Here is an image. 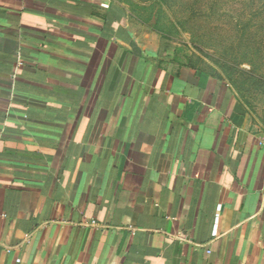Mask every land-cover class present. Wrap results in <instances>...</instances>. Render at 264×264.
<instances>
[{"label":"crops","instance_id":"obj_1","mask_svg":"<svg viewBox=\"0 0 264 264\" xmlns=\"http://www.w3.org/2000/svg\"><path fill=\"white\" fill-rule=\"evenodd\" d=\"M0 264H264V126L125 0H0Z\"/></svg>","mask_w":264,"mask_h":264},{"label":"rangeland","instance_id":"obj_2","mask_svg":"<svg viewBox=\"0 0 264 264\" xmlns=\"http://www.w3.org/2000/svg\"><path fill=\"white\" fill-rule=\"evenodd\" d=\"M136 18L189 48L264 126V0H125Z\"/></svg>","mask_w":264,"mask_h":264},{"label":"built area","instance_id":"obj_3","mask_svg":"<svg viewBox=\"0 0 264 264\" xmlns=\"http://www.w3.org/2000/svg\"><path fill=\"white\" fill-rule=\"evenodd\" d=\"M216 216H217V214H216Z\"/></svg>","mask_w":264,"mask_h":264}]
</instances>
